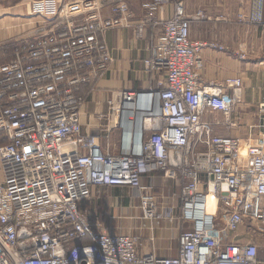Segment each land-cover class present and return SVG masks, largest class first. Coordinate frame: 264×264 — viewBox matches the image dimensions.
<instances>
[{"label":"built area","instance_id":"obj_1","mask_svg":"<svg viewBox=\"0 0 264 264\" xmlns=\"http://www.w3.org/2000/svg\"><path fill=\"white\" fill-rule=\"evenodd\" d=\"M145 2L138 19L124 0H61L49 17L33 2L34 27L0 45L12 51L0 67V264H264V141L215 136L203 119L212 112L227 120L241 81L201 85L202 51L225 48L190 39L182 2ZM263 3L239 21L261 23ZM167 6L171 17L142 62L163 80L111 93L101 132L119 134L117 153L102 151L82 134L78 91L108 70L107 32L129 29L141 39ZM157 173L180 185L175 257L141 255L140 239L96 230L79 209L101 186L128 187L153 229L165 216L143 179Z\"/></svg>","mask_w":264,"mask_h":264},{"label":"crops","instance_id":"obj_2","mask_svg":"<svg viewBox=\"0 0 264 264\" xmlns=\"http://www.w3.org/2000/svg\"><path fill=\"white\" fill-rule=\"evenodd\" d=\"M43 2L45 10L53 16L61 0H23L16 5L0 0V45L14 41L16 33L13 24L25 21L29 13V23L21 25L19 36H25L34 27L31 4ZM135 18H142L147 12L145 0H124ZM183 3L190 19V39L192 41L215 42L225 51L203 50L200 59L201 85L218 84L227 78L241 81L240 101L232 109L227 120L220 113L208 112L205 121L213 123L215 136L238 138L242 142L263 139L264 141V3L262 21L259 24H244L238 14L245 18L255 12L256 0H176ZM201 13L204 19H196ZM172 7L164 8L163 14H155L158 24L150 26L141 39L135 38L129 29H115L107 32L104 42L109 50L111 62L108 70L99 78L80 87L78 95L84 100L80 113L82 134L98 139L102 151L117 153L119 134L111 132L108 137L101 132L108 113L107 100L111 93L118 91H144L155 88L163 78L144 71L143 60L161 31V22L169 19ZM26 25V26H25ZM12 26V28H11ZM11 49L0 53V67L11 60ZM232 54H243L240 60ZM0 135V142L2 141ZM3 174L0 166V183ZM144 184H152L154 195L161 204L165 219L150 229L149 222L143 220L137 190L128 187L97 188L91 196L79 205L81 212L96 230H105L111 235H126L140 239L138 253L154 257H175L178 248L180 223V185L164 173L152 178H144ZM170 219V220H169ZM186 226L183 230H187Z\"/></svg>","mask_w":264,"mask_h":264},{"label":"rangeland","instance_id":"obj_3","mask_svg":"<svg viewBox=\"0 0 264 264\" xmlns=\"http://www.w3.org/2000/svg\"><path fill=\"white\" fill-rule=\"evenodd\" d=\"M22 1L23 0H6V4L8 3L9 5L12 6V5H16V4L22 3ZM20 14L21 15L27 14L28 17L24 18L25 19L24 22H22V23L18 22V23H15V24L12 25L13 26V31L17 34L16 37L14 39H12V40H17L19 37H22V36H19L20 33H21V29L23 28L21 25H23L24 23H29V15H28L29 13H27V10L25 12L21 11ZM45 16L49 17L51 15L48 14V12L46 11L45 12ZM32 24H33V22H32ZM32 24L30 26L31 28H32ZM12 26H11V28H12ZM27 32H29V30Z\"/></svg>","mask_w":264,"mask_h":264},{"label":"bare ground","instance_id":"obj_4","mask_svg":"<svg viewBox=\"0 0 264 264\" xmlns=\"http://www.w3.org/2000/svg\"><path fill=\"white\" fill-rule=\"evenodd\" d=\"M207 206H208V209H212L214 207V203L212 201V198L209 197L208 200H207Z\"/></svg>","mask_w":264,"mask_h":264}]
</instances>
